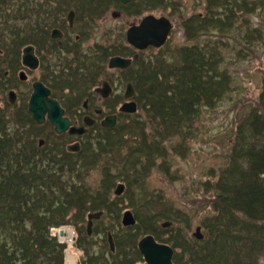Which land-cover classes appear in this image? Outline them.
I'll return each mask as SVG.
<instances>
[{
    "label": "trees",
    "instance_id": "obj_1",
    "mask_svg": "<svg viewBox=\"0 0 264 264\" xmlns=\"http://www.w3.org/2000/svg\"><path fill=\"white\" fill-rule=\"evenodd\" d=\"M208 1L207 22L196 15L198 23L193 25L194 17H190L185 24L187 39L198 38L209 28L217 33L236 28L233 11L225 10L232 2L231 10L239 12L238 0ZM36 3L0 0V226L9 227L12 235L9 242L0 240V264H64L66 245L51 231L70 223L77 227L87 212L110 214L97 202L101 194L106 199V191L91 193L77 179L92 170L103 152L119 148L126 139L132 145L121 171H126V160L134 168L144 157L137 173L147 175L156 159L167 154L163 143L173 138L185 141L199 106H211L227 86V77L219 70L222 61L211 49L183 48L178 64L162 55L141 59L130 78L137 110L117 131L124 135H113L114 129L101 130L98 142L93 147L87 144L83 156L67 153L54 140L38 148L40 128L31 121L25 100L12 107L2 98L5 66L14 64V51L27 43V27L36 22L30 17L32 7L38 8ZM19 19L23 24H16ZM258 102L264 109V78ZM256 109L236 126L227 166L216 181L204 185L212 194L210 212L200 220L206 234L194 239L176 230L172 244L181 252L174 255L175 264H257L264 254V115ZM46 130L54 138L51 128ZM172 149L182 157L186 151L182 144ZM152 225L145 229L154 234L157 227ZM95 264H100L97 257Z\"/></svg>",
    "mask_w": 264,
    "mask_h": 264
},
{
    "label": "rangeland",
    "instance_id": "obj_2",
    "mask_svg": "<svg viewBox=\"0 0 264 264\" xmlns=\"http://www.w3.org/2000/svg\"><path fill=\"white\" fill-rule=\"evenodd\" d=\"M222 2L224 0H220V3ZM156 3L155 10L150 13L168 18L171 21L172 30L163 47L146 50L141 55V59H153L162 55L168 62L178 64L181 58L180 51L183 48L199 46L204 47L205 50L211 49L213 54L222 61L219 70L227 77V86L221 97L212 101L211 106H199L198 114L192 116L194 119L191 128H189L190 135L186 137L185 141L173 138L163 143L167 154L165 157L156 159V166L147 175L140 177L137 173L142 163L145 162L144 157H140L141 161L134 168L126 160L127 163L124 165L126 171H121L123 162L128 156L129 147L132 145L126 139L121 146H118L119 148H115L109 153L103 152V155L96 160L92 170L84 172L81 178L77 179L78 183L84 185L91 193L106 191V199H103L105 194H101L100 199L97 200L101 206L105 204L106 200L113 199V201H116L113 208H108L113 211L112 216L119 213L121 217L125 211H130L133 215L135 225L127 231L123 237L124 240H121L122 250L119 252L117 247L115 252V257H123L125 262L130 264L135 256L130 249L127 250V247L131 248L134 244L136 248L137 242L142 237L155 235L149 233V230L145 229V225L152 223V226L158 227L157 234L160 237L167 238L168 241L174 239L175 234H173V231L175 229H180L187 238L198 239L196 237L200 234L196 232L198 227H200V235L206 234L205 229L201 227L200 220L210 212L212 194L209 193L210 188L204 187V185L211 184L210 181H216L218 173L227 166L239 121L246 117L252 108H257L256 110L264 115V109L260 108L258 102L262 79L264 78V0H238V3L242 6L239 12L235 9L231 10L232 2H230L227 8L229 10H225V12L233 11L236 28L232 31L230 29L224 30L222 33L212 32L209 28L204 33H200L203 35L193 39H187L185 24L191 15L194 17L192 19L193 25L198 23V19L195 18L198 14L203 15L200 17L202 19L199 20L206 23L210 16L209 1L156 0ZM212 8L218 9L217 6ZM112 10H114V6L107 13H104L105 16L98 20L96 24L102 25L104 31H112L114 44H117L118 39L123 40L125 28L128 24L136 21L135 15L131 12H127L129 13L128 17L121 12L119 18L113 19L110 14ZM221 15L223 14L221 13ZM1 20L0 17V25ZM16 24H23V20H16ZM222 34L223 36H221ZM11 66L14 65L7 63L5 69ZM114 82L117 88L120 89V84L116 82V78ZM19 85L21 87L18 89L13 86L17 89V93L18 91H27L25 84L19 83ZM9 89L6 88L4 93L10 91ZM121 91H124V86H122ZM114 94V97H116L118 91ZM119 119L118 124L113 128V135L114 133L120 135L122 131L117 132L121 128L120 126L128 124L131 120L130 117H119ZM145 120L147 121L146 118ZM180 144L186 150L183 157L172 149ZM63 178L70 177L64 176ZM118 184L124 185V191L119 198L113 194ZM187 219L189 222L186 221ZM109 221L103 220L102 224L106 227L111 225L110 230L112 232L117 230L119 225L113 223L111 218ZM169 222L171 223L169 228H171L172 233L164 225ZM162 224L165 227H161ZM83 226H85V223H83ZM62 228L69 229L71 237H76L75 229L77 227L74 223L60 229ZM60 229L52 230L51 234L57 236L59 243L66 245L64 264L79 263L80 251L75 249L74 243L70 246L72 242L63 240L64 235L62 238L57 235L56 232ZM119 231L121 230L119 229ZM11 236L9 227L0 226L1 241L9 242ZM103 237V234H99L93 238L96 246L93 252L97 254L104 253L101 248ZM123 245L127 246L126 250H123ZM176 250L177 253L181 252L179 248H176ZM136 261L134 264H136ZM257 264H264V254L259 258Z\"/></svg>",
    "mask_w": 264,
    "mask_h": 264
},
{
    "label": "flooded vegetation",
    "instance_id": "obj_3",
    "mask_svg": "<svg viewBox=\"0 0 264 264\" xmlns=\"http://www.w3.org/2000/svg\"><path fill=\"white\" fill-rule=\"evenodd\" d=\"M34 5L33 3V7ZM36 5L38 8L33 9L32 7L30 17L36 19L38 23L34 21L33 24L28 25L27 43L14 51L16 53L14 66L9 67L5 72V89L12 87L9 89L10 91L4 94L5 100L12 107L15 105L20 106L25 100L26 110L31 121L40 128L39 134L41 137L37 138L38 148H44L51 140H54L55 143L63 144L62 148L67 153L83 156L87 151V144L93 147L92 145L95 146L98 142V134L101 130L113 129L118 124L119 117L128 118L133 115L120 112V107L123 104L135 103L137 106L134 99L135 90L130 82V74L137 67L141 55L146 50L159 49L152 45L145 49H137L128 41V31L139 26L145 17L151 16L159 19L164 16H155L150 13L157 6L156 0H135L126 3L121 0H37ZM113 6L114 10L110 13L113 19L119 18L121 12L127 17L129 14L127 12H131L135 15L136 21L128 24L125 28L123 40L118 39L117 44H114L112 31H104L102 25L96 24L98 20L105 16L104 13H107ZM198 15L201 16L202 14ZM169 22L171 21L169 20ZM24 48H31L29 52L36 61V68L31 69L22 64ZM113 58L129 61V63L123 68H110L109 61ZM21 74H23L24 77L22 78L24 79L21 78ZM115 78L116 82L120 84V89L117 88L114 82ZM35 82L40 83L48 90L47 98L55 102L62 110V118L68 121L66 131L59 134L55 132V127L47 118L48 112L45 113L42 123L35 122L29 112V102L34 92L33 84ZM19 83L27 86L26 92H16L21 87ZM13 86H16L17 89ZM122 86H124V91H121ZM128 86H131L133 90L130 97H126ZM107 88L109 92L106 96L98 91L99 89L105 91ZM116 91H118V94L114 97ZM10 92L14 93L12 103L9 102ZM4 95H2V98H4ZM39 99H42L41 94ZM114 103L115 105H113ZM47 106H50V104L48 103ZM111 116H116L115 126L112 128L103 127L101 122L106 117ZM46 128H51L50 131L54 133V138ZM70 128H84L85 132L82 135L71 134L69 132ZM121 195L114 194L117 198ZM115 203L116 201L112 199L106 201L104 205L106 208L111 209ZM108 212L109 215H106L107 210L87 212L84 222L81 221L75 229L76 237H71L70 242L72 243H70V246L74 243L75 249L81 253L80 261L77 264H95L96 257L99 259L100 264H130L125 262L123 257H115V252L117 247L119 252L122 250L121 240H124L123 237L127 231L132 229L135 224L124 226L122 224L123 214L121 217L119 213L112 216L113 211L109 210ZM93 213H99V216L92 219L90 232H88V215ZM110 218L113 223L119 225L117 230L113 232L110 230L111 225L106 227L102 224L103 220L110 222ZM83 223H85V226H83ZM164 225L172 233L171 228H169L171 223ZM164 225L162 224L161 227H165ZM198 228L200 229V227ZM60 230H63V228ZM176 230L173 231V234H176ZM56 233L59 236V231ZM99 234L104 236L101 244L104 253L97 254L93 252L94 247H96L93 238ZM154 234L146 236H152L157 244L169 246L173 252L172 263L175 264L173 258L177 250L174 249L172 240L168 241L167 238L160 237L157 231ZM108 236L113 243L112 249ZM126 247L125 245L123 250H126ZM136 248L133 244L131 248L127 247V250L130 249L134 254L137 259L136 264H144L143 256ZM135 258L131 264H134Z\"/></svg>",
    "mask_w": 264,
    "mask_h": 264
},
{
    "label": "water",
    "instance_id": "obj_4",
    "mask_svg": "<svg viewBox=\"0 0 264 264\" xmlns=\"http://www.w3.org/2000/svg\"><path fill=\"white\" fill-rule=\"evenodd\" d=\"M123 3L135 0H121ZM172 25L167 18H159L155 19L151 16L145 17L139 26L131 28L127 33L128 41L136 47L137 49H145L149 45L154 46L155 48H160L164 45L167 35L171 30ZM28 50V51H27ZM29 50L31 48H24L22 55V64L25 67H29L31 69L36 68V61L31 56ZM129 61H125L119 58H113L109 61L110 68H123L125 67ZM21 78L24 77L23 74L20 75ZM24 79V78H22ZM33 95L29 102V112L33 116L36 123H42L44 119V115L46 112L48 120L55 127L56 133H62L68 129V121L67 119L62 118V110L59 106L49 100L48 90H46L40 83L35 82L33 84ZM99 93L103 96H106L109 92V89H99ZM41 94V98H40ZM43 94V95H42ZM133 94V90L131 86H128L126 97H130ZM14 93H9V102H13ZM38 97V98H37ZM49 101V102H48ZM43 102V103H42ZM50 106H47V104ZM136 104L135 103H126L120 107V112L134 114L136 112ZM116 124V116L106 117L101 125L105 128H112ZM69 132L71 134L82 135L85 132L84 128H70ZM124 191V185L118 184L114 190V194L119 196ZM99 216V213H93L88 215V232H90V227L92 223V219H96ZM122 224L124 226H132L135 224V219L130 211H125L122 216ZM197 234L200 233V229H196ZM201 234V233H200ZM196 235L198 239L202 238V235ZM64 235L63 230H59V237ZM109 238V236H108ZM111 249L113 247L112 242L109 238ZM137 248L140 254L143 256L144 264H173L172 263V249L167 245L157 244L152 236L143 237L137 244Z\"/></svg>",
    "mask_w": 264,
    "mask_h": 264
},
{
    "label": "bare ground",
    "instance_id": "obj_5",
    "mask_svg": "<svg viewBox=\"0 0 264 264\" xmlns=\"http://www.w3.org/2000/svg\"><path fill=\"white\" fill-rule=\"evenodd\" d=\"M63 231H64L65 234H64V237L62 239L65 240V241H67V242H70L69 239L71 238V231L69 229H67V228H63Z\"/></svg>",
    "mask_w": 264,
    "mask_h": 264
}]
</instances>
